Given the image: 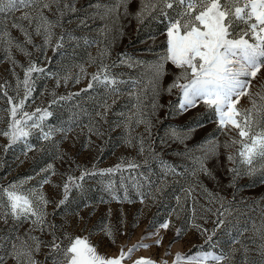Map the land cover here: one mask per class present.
<instances>
[{
  "label": "rangeland",
  "instance_id": "rangeland-1",
  "mask_svg": "<svg viewBox=\"0 0 264 264\" xmlns=\"http://www.w3.org/2000/svg\"><path fill=\"white\" fill-rule=\"evenodd\" d=\"M43 2L45 0H41V3ZM65 2L69 5L75 3L76 11H65L62 17H58L56 5L52 6L51 11L44 10V15L50 21L56 22L59 19L60 22L59 26L52 28V40L46 48L43 31L40 35L35 32L37 21L33 20L29 24L28 20L19 19L24 12L36 16L35 9L25 8L0 15V31L10 33L15 44H19L31 54L25 55L19 48L12 46L9 59L7 46L0 41V85H4L8 96L15 97L18 102L19 98L23 97V86L21 85L17 97V77L22 81L24 68L29 66V61H34L44 72L32 74L34 90L25 103V110L32 113L37 108L46 109L51 113V116L43 121L46 130L48 127L68 130L67 136L56 131L52 140L40 141L37 138L39 132L34 129L28 138V142L35 146L33 151H27L23 142H17L5 151L8 140L0 136V188L32 177L20 190L27 192L29 189L38 188L39 192L43 193L49 201L45 208L48 214L46 219L48 223L56 226V235L65 245L68 244V240L64 238L65 233L73 238L87 237L97 246L98 252L106 256L117 255L122 247L127 251L141 242L151 245L147 250L141 248L134 252L131 259H126L123 264H133V261L141 257L150 258L157 264L162 260L172 264L177 253L189 255L201 246L205 250L224 253H230L235 248L237 251L231 264H240L243 258L241 244L249 248L247 256L250 264L252 261H259L261 257L257 255L256 245L252 242L255 239L252 225L255 223L259 226L264 220V171L258 170L249 176L244 174L245 166L238 165L241 174L233 182V174L229 172V168L237 165L229 164L227 156L235 153L239 145L227 150L223 145L230 142V137L239 139L236 131L233 130L227 135L221 134L214 117L202 103L187 112L179 111V90L174 89L171 94L167 92L168 85L173 82L178 72L170 63L166 65L167 74L158 81L155 93L148 84L152 77L148 66L157 61L166 50L164 32L167 21L153 13V16H157L156 19L150 16L143 24H138L135 13L139 10L140 0H129L127 15L124 14L125 6L121 4L118 13L106 20L99 16L92 18V14L97 11L103 13V7L99 10L91 7L97 3L101 6H114L107 4L106 0H62L61 10L64 9ZM168 12L170 15L174 14L173 9ZM86 17L88 19L82 24L81 20ZM13 23L20 24L27 30L31 43L26 42L25 36L19 28L12 26ZM105 24L109 25L111 31H108L107 35L109 53L102 62L109 66L112 76L125 82L116 85L125 95L116 99L107 114V122L95 115L96 111H103L99 105L107 95L105 88L95 82L91 89L88 88L92 75L98 71L101 63L98 53L105 45L94 44L85 51L81 38L73 35L93 34L101 39L105 34L98 29L103 28ZM69 32L71 34H67ZM61 36L64 37L62 46L56 49L55 45ZM137 37H141V42H138ZM122 54L131 57L133 61L144 63L129 67L126 63L119 62ZM90 57L96 58V62L90 63ZM81 66L84 68L83 73L80 71ZM65 77H68L67 80ZM134 81L140 83L134 85ZM261 84H264V69L252 81L251 91H257ZM144 86H147V91L143 111L146 122H150V128L146 131L145 123L137 125L135 121L125 128L126 116L133 111V101L127 93L134 87L139 90ZM69 96V99H60ZM53 100L56 103H52ZM108 103L111 104L112 100L109 99ZM153 103L156 104L155 108L152 107ZM9 107L8 97L0 91V131L7 130ZM237 107H251L248 97H242ZM90 128L93 130L90 131ZM97 129L101 135L96 134ZM174 129L178 130L179 139L173 136ZM214 131L216 134L212 133ZM128 138H131V144L126 143ZM141 138L143 152H140ZM213 138L220 147L218 154L209 156L205 162L211 175L199 173L197 177H193L191 171L194 165L190 157L204 155L197 146L205 144L210 147L206 142ZM179 149L185 152L179 154ZM107 151H110V154L105 159ZM223 157L226 159L225 167ZM122 160L124 166L120 171L98 174L115 167ZM129 162L138 164L139 167L129 168ZM48 164L53 165L55 175L41 171ZM173 168L178 174L170 171ZM83 169L95 170L97 174L86 176L82 188L72 189L68 200L59 205V201L63 199L62 185L67 175L79 177ZM45 176H50V182L40 187V181ZM110 184L111 188L108 187ZM149 184L152 185L151 189ZM137 185H140L139 189ZM157 186H164L163 194L155 201L146 198L144 203H141L138 192H154ZM189 188L192 189L190 194L186 191ZM113 194L119 199H112ZM176 197H180L179 204ZM221 198L224 208L229 209L231 214L221 208ZM0 201L6 203L5 198L0 197ZM0 211H3V208H0ZM219 212H224V216L219 217L224 219V224L213 236L215 248H210L205 243V237L192 225H199L211 233L217 226L215 221ZM166 220L171 221L168 230L160 229L159 235L142 239L155 233L158 225ZM11 226V218L7 225L0 222V236L7 235ZM29 227V224H23L19 229L20 235ZM109 228L115 243L106 235ZM177 229H183L178 240ZM244 229L248 231H243ZM33 235L46 243L52 240L48 231H37ZM161 237L163 243L156 247L155 241ZM234 240H239L240 243L233 244ZM256 242L260 243L258 239ZM169 245L171 254L165 255L169 251ZM48 253L49 249L41 245L35 259L39 264H51ZM7 264H14V261L9 259Z\"/></svg>",
  "mask_w": 264,
  "mask_h": 264
},
{
  "label": "snow or ice",
  "instance_id": "snow-or-ice-1",
  "mask_svg": "<svg viewBox=\"0 0 264 264\" xmlns=\"http://www.w3.org/2000/svg\"><path fill=\"white\" fill-rule=\"evenodd\" d=\"M62 0H0V15H7L16 11H21L25 8H33L36 11V16L29 12H24L20 20H28L29 24L36 20L35 32L37 35L43 31L44 47L50 45L53 32L52 28L59 26L60 22L50 21L45 15L44 10L51 11L52 6L56 5L58 17H62L65 11L75 12V3L69 5L64 3V9L61 10L60 4ZM129 0H117V3L112 6H101L99 3L91 5L96 9L104 8V12L97 11L92 14V18L99 16L101 19H108L115 13H118L121 4L125 6V15L127 12V4ZM175 6V7H174ZM173 9L174 14L170 15L168 10ZM157 13L159 17H163L167 23L164 35L166 36V50L159 56V59L151 63L148 67L152 73V77L148 80V84L152 86L155 93L157 84L160 79L166 75V65L171 64L178 70L171 84L168 85L167 92L171 94L174 89L179 90L178 109L181 113L187 112L199 106L201 103L205 109L212 114L217 129L221 134L227 135L235 130L236 137H230V142H225L223 147L227 150L234 145H239L235 153H230L227 160L231 165L229 172L233 174V182L236 177L241 174L238 165H243L244 174L254 175L258 170L264 171V84L259 86L255 92L251 91L252 81L257 78L258 74L264 69V0H140L139 10L135 13V19L138 24H143L145 19L152 17ZM87 17L81 20L85 23ZM118 19V17H117ZM115 22V21H114ZM14 28H19L25 36L27 43H31V37L27 30L20 24L13 23ZM99 32L106 34L111 31L108 24L103 28L98 29ZM64 37L61 36L57 41L55 48L62 46L61 41ZM71 39V37H69ZM0 41L7 46L6 51L11 59V47L19 48L25 55H31L26 52L19 44H15L10 33L0 31ZM85 43L99 44L98 41H85ZM39 50V49H38ZM55 50V49H54ZM109 53L107 46L102 48L98 57L101 59L98 71L92 75L88 88L93 87V82L101 85L106 90V97L99 108L103 111H96L95 115L100 120L107 122V114L111 111L112 105L116 103V99L125 93L116 87L118 84L125 83L118 80L110 74L109 66L104 64L103 58ZM90 63H95L96 58H89ZM120 63H126L129 67L137 64H142V61H133L131 57H126L123 54L120 58ZM16 62L13 60V64ZM115 66V65H113ZM23 67V66H21ZM81 73L84 68L81 66ZM43 68L37 66L34 61H29V66L24 68V77L21 81L17 77V97H19L20 87L23 86V97L16 102L15 97L8 96L4 85H0V91L8 97L9 123L7 130L0 131V136L7 138L8 145L5 146V151L17 142H23L27 151H33L35 146L28 142V138L32 135V131L38 130V139L40 141L52 140L56 131H60L67 136L65 129H53L48 127L47 130L43 121L51 116V113L46 109L37 108L35 112L25 110V103L31 96L34 90L33 73H42ZM15 74V73H13ZM68 77H65L67 80ZM76 82H79L77 78ZM139 81H134L133 84H139ZM59 85V81L57 82ZM83 91V90H82ZM147 86L137 90L135 87L127 95L133 101L130 114L126 116L124 122L125 128L135 121L137 125L145 123V130L150 128V122H146L144 109V100L146 99L145 92ZM247 96L251 107L247 109L239 108L237 105L240 99ZM69 97H60V99H69ZM112 103L109 104L108 100ZM52 103H56L55 100ZM153 108L156 104L153 103ZM115 115L124 116V113H114ZM202 126V125H200ZM90 131L93 129L90 128ZM194 131V129H189ZM96 134L101 135L99 130ZM173 136H178V130H173ZM186 138V137H185ZM126 143L131 144V138L126 139ZM198 145L197 148L204 152L202 156L190 157L194 168L191 171L193 177H197L199 173L211 175L209 169L205 166L209 156L218 154L219 143L215 138ZM140 152L144 151L143 138L140 139ZM25 152V155L27 154ZM191 151V150H190ZM147 162V161H146ZM124 166L123 160L113 168L101 171L98 174L116 173ZM129 168H138L139 165L129 162ZM167 167V166H165ZM45 173L55 175V170L52 164H48L41 170ZM174 174L175 169H170ZM95 170L89 171L83 169L79 177L67 175L65 182L62 185L63 199L59 201V205H63L69 197L72 189H81L82 182L86 176L96 175ZM167 175V173H166ZM32 179L26 177L19 182H13L7 187L0 188V197L6 199V203L0 201V222L8 224L9 218L12 220V226L7 235L0 236V264H7L9 259L14 261V264H39L35 259V254L39 253L41 245L49 249L48 256L51 257V264H123L126 259H131L134 252L141 248L147 250L151 245L143 242L133 245L127 251L122 247L117 255L106 256L98 252L97 246L93 245L87 237H70L65 233V239L68 244L65 245L63 240L57 237L55 225L48 223L45 208L49 201L44 197L38 188L29 189L27 192L21 191L23 184ZM50 182V176H45L40 181V187ZM163 184V182H162ZM166 186V185H164ZM164 186L155 187L154 192L148 193L138 192L140 202L144 203L146 198H151L154 201L159 195L164 192ZM111 188V184L108 186ZM140 185H137L139 189ZM152 185L149 184L151 189ZM191 188L186 191L191 192ZM112 199L119 198L113 194ZM127 199V196H125ZM177 203L180 202V197H176ZM215 200V198H213ZM221 208H224L222 198L220 201ZM58 205V206H59ZM219 211V210H218ZM224 212H229V209L224 208ZM224 212H219L216 223V228L211 230L201 228L199 225L193 224L201 235L205 237V243L210 248H215L213 236L218 229L224 224V219L219 217L224 216ZM29 224L30 227L23 235H20L19 229L23 224ZM171 225L170 220L158 225L155 233L145 236L142 239H151L153 236L159 235V230H168ZM255 239L253 244L256 245L257 255L261 257L259 261H252L251 264H264V220L257 226L252 225ZM48 231L52 236L50 242L40 240L33 235L34 232ZM243 231H248L244 229ZM183 229H177V240L181 237ZM243 234V233H241ZM109 239L115 240L112 231L109 228L106 231ZM260 243H257L256 240ZM176 241H173L175 243ZM163 243V238L155 241V246L159 247ZM240 243L239 240H234L233 244ZM8 245L6 248L5 245ZM169 251L165 255H170ZM243 258L240 264H250L247 253L249 248L247 245L241 244ZM237 249L233 248L232 252L224 253L205 250L203 246L192 254L185 255L177 253L173 258L172 264H231L234 253ZM47 259V258H46ZM133 264H157L156 261L141 257ZM160 264H168L166 260H162Z\"/></svg>",
  "mask_w": 264,
  "mask_h": 264
},
{
  "label": "trees",
  "instance_id": "trees-1",
  "mask_svg": "<svg viewBox=\"0 0 264 264\" xmlns=\"http://www.w3.org/2000/svg\"><path fill=\"white\" fill-rule=\"evenodd\" d=\"M106 3L107 4H109V5H115L116 3H117V0H106ZM67 34H71L70 32L69 33H67ZM109 34V32H107L105 35H104V37L103 38H99V37H96L95 35H93V34H82V35H79L78 33H76V34H73V35H75V36H77V37H80L81 38V41H82V45H83V47H84V49H85V51H87L88 49H90V48H92V46L94 45V44H92V43H85V41H89V42H91V41H98L99 42V44H95V45H105V46H109V41H108V35ZM137 39H138V42H141L140 40H141V37H137ZM137 42V43H138ZM136 43V44H137ZM216 131H214V132H212L213 134H216L215 133ZM212 134V135H213ZM180 150V152H179V154H183L185 151L184 150H182V149H179ZM110 154V151H107L106 152V154H105V159H107V157H108V155ZM104 159V160H105ZM223 159H225L224 157H223ZM225 163H226V159L224 160V167H225ZM162 170H164V168L162 167ZM140 190H142V189H140Z\"/></svg>",
  "mask_w": 264,
  "mask_h": 264
}]
</instances>
